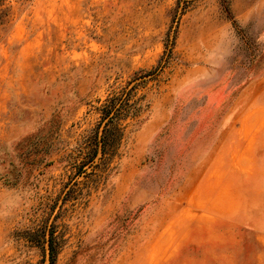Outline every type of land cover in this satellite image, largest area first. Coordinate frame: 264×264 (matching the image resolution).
<instances>
[{"label":"rangeland","instance_id":"374dc122","mask_svg":"<svg viewBox=\"0 0 264 264\" xmlns=\"http://www.w3.org/2000/svg\"><path fill=\"white\" fill-rule=\"evenodd\" d=\"M188 1H4L0 264H49V230L54 264H264V0ZM165 53L76 177L97 108Z\"/></svg>","mask_w":264,"mask_h":264},{"label":"trees","instance_id":"16d2710c","mask_svg":"<svg viewBox=\"0 0 264 264\" xmlns=\"http://www.w3.org/2000/svg\"><path fill=\"white\" fill-rule=\"evenodd\" d=\"M4 1L0 0V19L6 16L5 10L2 9ZM224 1L226 2V0ZM189 2L188 0H177V6L180 3L187 5ZM169 53L170 51H168ZM165 54V57L152 71L134 78L131 82L132 86L113 93L97 108L100 114L99 121L95 128L83 138L77 150L80 158L76 164V177L84 174L86 168H91L101 174L108 170L117 154L124 130L129 125L127 122L135 121L147 107L143 102L144 96L136 98V92L138 88H142L147 82L158 77L169 62V57L167 53ZM55 240L53 231L49 230L45 241L48 247L49 264L55 263L57 255Z\"/></svg>","mask_w":264,"mask_h":264}]
</instances>
